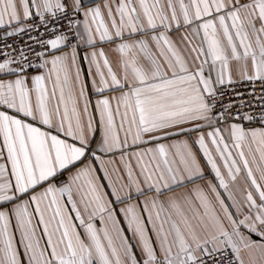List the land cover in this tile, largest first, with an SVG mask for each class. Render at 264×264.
I'll return each mask as SVG.
<instances>
[{
  "label": "snow or ice",
  "instance_id": "obj_1",
  "mask_svg": "<svg viewBox=\"0 0 264 264\" xmlns=\"http://www.w3.org/2000/svg\"><path fill=\"white\" fill-rule=\"evenodd\" d=\"M0 264H264V0H0Z\"/></svg>",
  "mask_w": 264,
  "mask_h": 264
},
{
  "label": "crops",
  "instance_id": "obj_2",
  "mask_svg": "<svg viewBox=\"0 0 264 264\" xmlns=\"http://www.w3.org/2000/svg\"><path fill=\"white\" fill-rule=\"evenodd\" d=\"M100 2V0H84V3H85V5H89V6H91V5H93L94 3H99ZM81 67H82V70L86 73L87 72V68H88V66H87V64L86 63H83L82 65H81ZM86 81H88L89 82V84H90V78L89 77H87L86 75L83 77ZM94 99H95V97H93V101H94ZM179 138H183V137H179ZM167 142H171V140H169V141H167Z\"/></svg>",
  "mask_w": 264,
  "mask_h": 264
}]
</instances>
